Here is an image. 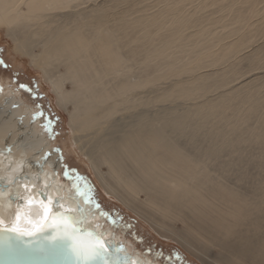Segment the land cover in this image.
I'll return each mask as SVG.
<instances>
[{
    "label": "bare ground",
    "instance_id": "obj_1",
    "mask_svg": "<svg viewBox=\"0 0 264 264\" xmlns=\"http://www.w3.org/2000/svg\"><path fill=\"white\" fill-rule=\"evenodd\" d=\"M0 28L109 195L207 264H264V0H0ZM3 90L0 221L58 196L133 263L161 264L76 198L37 113Z\"/></svg>",
    "mask_w": 264,
    "mask_h": 264
},
{
    "label": "rangeland",
    "instance_id": "obj_2",
    "mask_svg": "<svg viewBox=\"0 0 264 264\" xmlns=\"http://www.w3.org/2000/svg\"><path fill=\"white\" fill-rule=\"evenodd\" d=\"M13 45L12 40L7 37L5 28H0V59L4 61V64H0V85H3L5 93L10 91L7 96H14V99L19 103L28 101L27 103L32 110L36 113H43L42 116L35 119V122L39 121L48 132L47 136L50 143L55 147V159L57 160L62 154L59 164L63 179L71 184L74 190V185H77L85 193V196H90L92 203H86L100 214L107 213L106 217L101 214L104 222L122 232L131 241L135 250L151 256L161 264H207L176 237L173 235L162 236L150 223H147L120 200L104 190L89 162L80 155L78 148L72 141L69 111L58 106L56 96L50 85L45 82L42 73L31 67L28 58L14 53ZM17 59H20V62H18V66H15L14 60ZM19 85H26L27 87L20 88ZM67 88L72 89L73 87L71 84H67ZM21 89L22 91H20ZM52 119L56 120V125L52 126ZM45 125H49L51 130ZM56 132L59 136H54ZM61 138L68 144H63ZM68 154L73 157L72 159L68 158L69 161L67 159ZM79 167L82 170L77 169ZM103 169L106 170V166H103ZM85 196L83 197L85 198ZM142 197L145 196L142 195ZM96 205H99V208ZM112 221H116V224L113 225ZM188 223V220L185 221L181 218L173 222L178 230H185ZM209 250L210 253L208 252V254L212 258L207 257L205 260L212 261L221 253L220 247L216 245L210 246Z\"/></svg>",
    "mask_w": 264,
    "mask_h": 264
},
{
    "label": "snow or ice",
    "instance_id": "obj_3",
    "mask_svg": "<svg viewBox=\"0 0 264 264\" xmlns=\"http://www.w3.org/2000/svg\"><path fill=\"white\" fill-rule=\"evenodd\" d=\"M0 64L4 61L0 59ZM26 88V85H19ZM38 112L34 119L42 116ZM50 125V122H49ZM49 125H45L49 128ZM77 197L85 196L79 186L74 185ZM86 202L92 203L90 196ZM59 201L56 202L57 209ZM99 208V205H96ZM107 216V213H101ZM62 226H55L56 219ZM87 219V210L81 209V218L53 213V220L35 233L20 228L3 226L0 221V264H131V257L120 255L126 252L123 244L106 246L104 233H95L83 228ZM67 221L68 223H63ZM113 225L116 221H112Z\"/></svg>",
    "mask_w": 264,
    "mask_h": 264
},
{
    "label": "water",
    "instance_id": "obj_4",
    "mask_svg": "<svg viewBox=\"0 0 264 264\" xmlns=\"http://www.w3.org/2000/svg\"><path fill=\"white\" fill-rule=\"evenodd\" d=\"M57 201H59V204H60L58 209L56 207ZM35 202H36L35 199L29 198L25 201V204L26 206H32L35 204ZM44 202H46V199H44L43 201L42 208H39L40 209L39 214L36 213V215H32L31 213H29V214H25L22 216L18 215L10 223L3 222V226L5 228L7 227L20 228V229H24V230L35 233L38 228H43L49 221L53 220V213L56 211L63 212L66 215H71L79 219L76 213L72 209H70L66 203H63V201H61L58 196H55L53 199H49L47 203L45 204ZM63 223H68V222L65 221ZM55 226H62V222L59 220V218L56 219L54 227ZM83 228L91 232L103 233V232L98 231L97 229H94L93 227H88L85 224H83ZM103 242L106 246L116 244L113 241H109L108 239H106L105 236H103ZM120 255L130 256L129 253H124V252L120 253ZM131 264H135V263H133V261L131 260Z\"/></svg>",
    "mask_w": 264,
    "mask_h": 264
},
{
    "label": "flooded vegetation",
    "instance_id": "obj_5",
    "mask_svg": "<svg viewBox=\"0 0 264 264\" xmlns=\"http://www.w3.org/2000/svg\"><path fill=\"white\" fill-rule=\"evenodd\" d=\"M51 123H52V126L57 124V122H56L55 119H52V120H51ZM58 133H59V132H58ZM55 135H56V136H59V135L57 134V132L55 133ZM77 169H80V167L77 168ZM80 170H82V169H80ZM80 170H78V171H80Z\"/></svg>",
    "mask_w": 264,
    "mask_h": 264
},
{
    "label": "crops",
    "instance_id": "obj_6",
    "mask_svg": "<svg viewBox=\"0 0 264 264\" xmlns=\"http://www.w3.org/2000/svg\"><path fill=\"white\" fill-rule=\"evenodd\" d=\"M20 91H22V89Z\"/></svg>",
    "mask_w": 264,
    "mask_h": 264
}]
</instances>
